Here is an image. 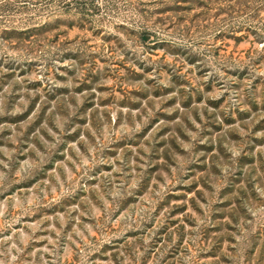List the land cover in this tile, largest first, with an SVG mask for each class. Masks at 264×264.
Instances as JSON below:
<instances>
[{"label": "rangeland", "instance_id": "374dc122", "mask_svg": "<svg viewBox=\"0 0 264 264\" xmlns=\"http://www.w3.org/2000/svg\"><path fill=\"white\" fill-rule=\"evenodd\" d=\"M0 264H264V0H0Z\"/></svg>", "mask_w": 264, "mask_h": 264}, {"label": "trees", "instance_id": "16d2710c", "mask_svg": "<svg viewBox=\"0 0 264 264\" xmlns=\"http://www.w3.org/2000/svg\"><path fill=\"white\" fill-rule=\"evenodd\" d=\"M224 2H236V0H223Z\"/></svg>", "mask_w": 264, "mask_h": 264}]
</instances>
